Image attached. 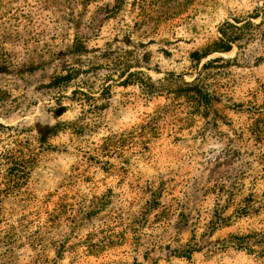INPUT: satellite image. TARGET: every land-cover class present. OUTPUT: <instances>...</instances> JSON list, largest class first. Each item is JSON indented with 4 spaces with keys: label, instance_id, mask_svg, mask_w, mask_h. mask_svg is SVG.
<instances>
[{
    "label": "rangeland",
    "instance_id": "obj_1",
    "mask_svg": "<svg viewBox=\"0 0 264 264\" xmlns=\"http://www.w3.org/2000/svg\"><path fill=\"white\" fill-rule=\"evenodd\" d=\"M263 6L0 0V264H264V40L189 62ZM138 44L153 81L221 59L204 72L215 100L149 98L105 68L87 75L93 98L109 87L90 110L48 88L75 50ZM251 233L253 252L225 243Z\"/></svg>",
    "mask_w": 264,
    "mask_h": 264
},
{
    "label": "trees",
    "instance_id": "obj_2",
    "mask_svg": "<svg viewBox=\"0 0 264 264\" xmlns=\"http://www.w3.org/2000/svg\"><path fill=\"white\" fill-rule=\"evenodd\" d=\"M125 0H117V6L124 3ZM254 24L253 21H258ZM218 36L212 41L205 44L202 48L194 50L189 54V62L193 70H198L201 62L214 54H227L231 52L233 47L238 50L244 49L248 44L257 39L264 40V6L263 9H255L252 15L247 17H239L231 20H224L217 29ZM129 43V42H128ZM129 49L106 46L102 50L97 49H78L76 67H69L65 71V75H57L51 79L48 88L56 91L66 90L71 87L73 90L69 97L61 96L60 98L69 100L75 106L88 110L92 109L95 101L103 99L104 92L108 90V86L102 87L97 99L92 96L94 92L96 77L90 79L87 75L94 73L97 69H107L110 74L101 79V82H116L124 88L132 86L139 88L146 97L159 98L169 95H182L189 99L191 104H195L197 109L205 108L213 100L214 96L208 92L205 81L204 72L208 65L222 61L219 58L207 61L202 64L197 76L191 81H183L181 76L170 74L157 81H153L149 75L142 71L146 68L143 64L147 60L146 53L139 51L142 45H128ZM264 49V47H263ZM83 58V61H81ZM87 61L91 64V68L81 69V65ZM146 64V63H145ZM148 70V69H147ZM116 78V80H113ZM99 88V87H98ZM59 92L57 94H59ZM59 97V96H58ZM59 106V105H58ZM61 112L63 107H59ZM57 112V111H56ZM258 113V112H257ZM255 132L259 133V130ZM260 233H251L250 235L238 237L230 236L226 244L236 250H245L253 252V246L256 238L261 236ZM223 243V244H225ZM184 254H191V251H185ZM137 264V263H134Z\"/></svg>",
    "mask_w": 264,
    "mask_h": 264
}]
</instances>
